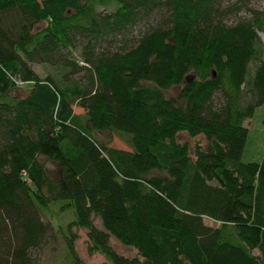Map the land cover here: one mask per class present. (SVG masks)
<instances>
[{"label":"trees","instance_id":"16d2710c","mask_svg":"<svg viewBox=\"0 0 264 264\" xmlns=\"http://www.w3.org/2000/svg\"><path fill=\"white\" fill-rule=\"evenodd\" d=\"M237 9L0 0V264H37L59 200L75 215L63 232L69 264H87L72 227L86 229L88 253L104 264H264V155L242 160L244 121L264 103V8L225 23ZM136 26V40L102 46ZM111 237L135 254H119Z\"/></svg>","mask_w":264,"mask_h":264},{"label":"rangeland","instance_id":"374dc122","mask_svg":"<svg viewBox=\"0 0 264 264\" xmlns=\"http://www.w3.org/2000/svg\"><path fill=\"white\" fill-rule=\"evenodd\" d=\"M225 4L236 5L238 9L227 14L224 22L227 24H233L240 18H248L250 16L248 8L262 10L264 8V0H225ZM101 11H107L108 8L100 6ZM235 9V8H234ZM44 25L41 24L40 27ZM142 30L141 26H136L126 32L123 35L115 36L113 39H108L102 43L103 47L111 46L112 48H118L122 45L124 38L128 39L129 42L136 40ZM258 35L262 42L264 48V32L258 31ZM110 42V43H108ZM72 60H79V48H76L70 55ZM81 64V61H80ZM254 63L250 65V68L253 69ZM34 70L40 75L45 76L47 69L40 64H34ZM83 75V72L77 73L74 78H79ZM191 77H187L186 80H189ZM179 91V87H173L166 92V95H176ZM74 111L76 113H82L83 110L74 106ZM244 126L248 128V139L244 148L242 160L245 162L248 161H260L264 155V103L258 106L254 112V115L244 121ZM96 137L99 140L110 139L111 145L115 147L125 148L126 144L124 141L117 135L109 136L106 132H95ZM179 140H186L190 145L194 143V140L189 139L185 133H181L178 137ZM201 142L205 144V140L202 137H198ZM47 173L51 177H57L58 167L53 162H46ZM64 203L63 200H59L51 205L46 212L45 219H51L50 222L53 229L56 231L53 238H49L44 245L40 248L32 251V255L35 258L37 264H69L71 258L67 254L65 238L63 232H66V225L68 222L75 219V215L72 209L62 210L61 205ZM51 214V215H50ZM94 224L100 226L99 219H94ZM205 222L208 225H213V222L205 219ZM71 230L77 233V239L75 241V250L79 257L86 262L87 264H104L106 259L103 255L99 253L89 254L87 250L88 237L87 231L83 228L72 227ZM110 244L114 249L122 255L133 256L135 250L129 246H125L117 241L114 237H111Z\"/></svg>","mask_w":264,"mask_h":264}]
</instances>
